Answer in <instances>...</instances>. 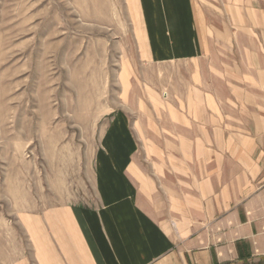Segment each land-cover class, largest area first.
<instances>
[{
	"label": "crops",
	"instance_id": "0c3cea01",
	"mask_svg": "<svg viewBox=\"0 0 264 264\" xmlns=\"http://www.w3.org/2000/svg\"><path fill=\"white\" fill-rule=\"evenodd\" d=\"M146 65L96 199L19 209L13 264H264V0H128Z\"/></svg>",
	"mask_w": 264,
	"mask_h": 264
},
{
	"label": "rangeland",
	"instance_id": "374dc122",
	"mask_svg": "<svg viewBox=\"0 0 264 264\" xmlns=\"http://www.w3.org/2000/svg\"><path fill=\"white\" fill-rule=\"evenodd\" d=\"M131 9L128 0H0V264L23 248L19 209L95 201L112 113L160 69L138 55Z\"/></svg>",
	"mask_w": 264,
	"mask_h": 264
}]
</instances>
